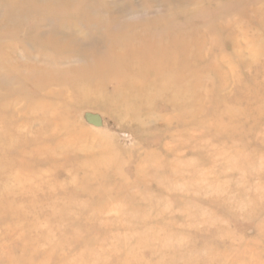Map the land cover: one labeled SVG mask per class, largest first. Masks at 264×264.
<instances>
[{"label": "rangeland", "instance_id": "rangeland-1", "mask_svg": "<svg viewBox=\"0 0 264 264\" xmlns=\"http://www.w3.org/2000/svg\"><path fill=\"white\" fill-rule=\"evenodd\" d=\"M0 264H264V0H0Z\"/></svg>", "mask_w": 264, "mask_h": 264}, {"label": "bare ground", "instance_id": "bare-ground-1", "mask_svg": "<svg viewBox=\"0 0 264 264\" xmlns=\"http://www.w3.org/2000/svg\"><path fill=\"white\" fill-rule=\"evenodd\" d=\"M229 31V30H228ZM154 47V46H153ZM156 48V47H155ZM158 51V50H157ZM162 54V53H161ZM166 55V54H165ZM170 55V54H169ZM168 55V56H169ZM95 77V76H94ZM125 105V104H124ZM131 106H129V104H127V107H126V109H129ZM49 108V107H48ZM56 108V107H55ZM49 109H52V110H50L49 112H51V114H50V117H51V119L50 120H47V123L49 124V125H59V124H62V117H61V115L58 113V112H55V110L52 108V107H50ZM47 114H49V113H47ZM136 116V115H135ZM140 118V117H139ZM142 121V120H141ZM164 121V120H163ZM46 122V121H45ZM152 123V122H151ZM64 126H66V124H64ZM106 132V131H105ZM105 136V135H104ZM128 137V136H127ZM75 138H78L77 136H70L69 137V139L67 140V141H69V140H73V139H75ZM105 138L107 139L108 138V136H105Z\"/></svg>", "mask_w": 264, "mask_h": 264}]
</instances>
